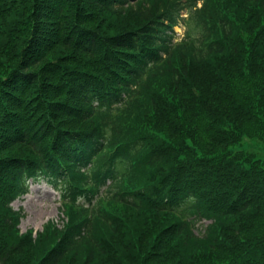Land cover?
Returning <instances> with one entry per match:
<instances>
[{
  "label": "trees",
  "instance_id": "trees-1",
  "mask_svg": "<svg viewBox=\"0 0 264 264\" xmlns=\"http://www.w3.org/2000/svg\"><path fill=\"white\" fill-rule=\"evenodd\" d=\"M245 138L264 0H0V264H264ZM41 179L66 221L22 231Z\"/></svg>",
  "mask_w": 264,
  "mask_h": 264
},
{
  "label": "rangeland",
  "instance_id": "rangeland-1",
  "mask_svg": "<svg viewBox=\"0 0 264 264\" xmlns=\"http://www.w3.org/2000/svg\"><path fill=\"white\" fill-rule=\"evenodd\" d=\"M177 39L185 34V26L176 27ZM242 145L248 151L257 153L264 159V142L245 138ZM12 206L14 209H21L24 213L20 228L22 231L33 229L34 233L41 231L44 225L55 222L58 226H63L66 221V214L63 211V204L60 199V190L46 179L30 181V189L27 194L16 199ZM208 221L197 224L198 230H202ZM198 230H196L198 232Z\"/></svg>",
  "mask_w": 264,
  "mask_h": 264
}]
</instances>
